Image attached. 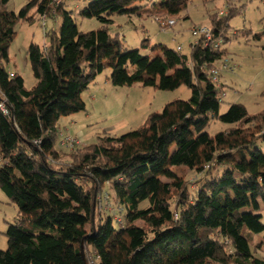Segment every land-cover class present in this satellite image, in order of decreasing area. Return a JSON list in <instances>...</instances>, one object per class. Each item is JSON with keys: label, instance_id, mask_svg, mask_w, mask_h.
I'll return each mask as SVG.
<instances>
[{"label": "trees", "instance_id": "1", "mask_svg": "<svg viewBox=\"0 0 264 264\" xmlns=\"http://www.w3.org/2000/svg\"><path fill=\"white\" fill-rule=\"evenodd\" d=\"M8 1L0 0V189L17 213L0 264H264V107L251 114L231 104L219 115L222 46L249 34L230 26L245 5L225 0L208 15L209 39L195 36L187 54L158 44L144 55L148 40L127 49L110 32L115 18L146 16L165 30L187 19L193 0H81L77 12L63 0H27L18 14ZM32 11L61 25L43 47L29 45L36 82L27 89L7 64L15 25ZM76 16L99 26L82 32ZM105 70L113 86H185L190 96L120 137L62 146L60 119L84 111L82 93ZM214 119L225 128L210 135Z\"/></svg>", "mask_w": 264, "mask_h": 264}, {"label": "rangeland", "instance_id": "2", "mask_svg": "<svg viewBox=\"0 0 264 264\" xmlns=\"http://www.w3.org/2000/svg\"><path fill=\"white\" fill-rule=\"evenodd\" d=\"M27 0H9L7 10L18 14ZM225 0H193L188 6L187 19L172 18L175 24L168 29H161L156 19L146 16L125 18L116 17V25L111 33L119 31L127 49L141 48L146 41L144 55H153L151 48L162 44L168 48H183L187 54V45L195 41L192 30L207 27L208 15L219 11ZM63 7L67 11H79L86 6L81 0H63ZM244 4L242 15L234 17L231 30H246L236 39L222 46L230 54V68L219 70L221 84H225L224 94L219 106V115L227 112L231 104L243 105L249 113L256 114L264 107L261 92L264 89V0H238V5ZM31 21L19 20L15 25V37L9 49L10 72L20 76L24 86L30 89L36 80L32 74L28 60V47L31 43L43 47L47 43L45 34L52 29L58 30L61 20L44 19L33 11L29 14ZM78 30L82 32L96 29L99 24L95 20H83L75 17ZM235 65V66H233ZM110 70H105L89 85L81 99L85 105L84 111L62 117L59 127L62 132L79 139L80 146L96 142L103 134L120 137L136 130L151 113L161 112L164 106L175 100H187L190 96L185 86L175 90H160L155 87H142L140 84L132 86H113L108 77ZM225 125L218 119L210 122L206 132L214 135L223 131ZM264 146V144H262ZM262 145H258L260 148ZM110 195L111 192L109 191ZM107 205V204H106ZM108 211H113L116 205L113 199L108 202ZM17 207L0 189V250L8 248L7 230L14 224ZM117 215V213H116ZM263 240V237H259Z\"/></svg>", "mask_w": 264, "mask_h": 264}, {"label": "built area", "instance_id": "3", "mask_svg": "<svg viewBox=\"0 0 264 264\" xmlns=\"http://www.w3.org/2000/svg\"><path fill=\"white\" fill-rule=\"evenodd\" d=\"M61 0H55L56 4H58ZM175 24V21L174 20H169L167 22V25L168 26H173ZM192 36L193 37H199V36H204L206 39H209L210 37V32H209V29L207 27H201V28H196V29H193L192 30ZM180 48L178 47V50ZM12 76V74H11ZM2 108V111L3 113L6 112L5 108L3 107V105L1 106ZM61 145L62 146H67V147H73V146H78L80 145V142H79V139L77 138H72L70 136H64L63 139H62V142H61Z\"/></svg>", "mask_w": 264, "mask_h": 264}, {"label": "crops", "instance_id": "4", "mask_svg": "<svg viewBox=\"0 0 264 264\" xmlns=\"http://www.w3.org/2000/svg\"><path fill=\"white\" fill-rule=\"evenodd\" d=\"M221 8H223V5H222V7ZM219 9V13H222V9ZM213 11H215V10H213ZM204 27V26H203ZM194 42H196V39H195V41ZM193 42V43H194ZM179 47V46H178ZM177 47V48H178ZM180 48V47H179ZM229 56H230V54L228 55V56H226V58L222 61V63H221V66H220V68L222 67L223 69H229L230 68V65H229V63H230V58H229ZM233 66H235V65H233ZM12 73V72H11ZM219 73V72H218ZM13 74V73H12ZM220 77V76H219ZM223 85H225V84H223ZM224 94V93H223ZM61 131V130H60ZM61 134H62V138L64 137V136H70L69 135V133L68 132H62L61 131ZM70 137H72V136H70ZM72 138H75V137H72ZM261 258H263L264 259V253H262V252H260V255H259Z\"/></svg>", "mask_w": 264, "mask_h": 264}]
</instances>
